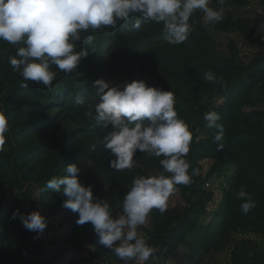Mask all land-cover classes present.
<instances>
[{
	"label": "trees",
	"instance_id": "1",
	"mask_svg": "<svg viewBox=\"0 0 264 264\" xmlns=\"http://www.w3.org/2000/svg\"><path fill=\"white\" fill-rule=\"evenodd\" d=\"M210 7H223L224 20L205 25L198 10L190 19L193 33L180 45L168 44L163 25L155 22L142 23L141 30H129L131 20L115 29L104 28L93 34L92 46L84 33L78 45L88 51L87 58L76 73L57 70L51 89L25 81L14 71L8 60L16 46L0 41V108L9 118L5 150L0 152V264H97V259L124 264L99 244L90 223L77 224L78 213L63 207L67 197L46 185L53 176L68 175L66 168L76 164L82 169L81 183L92 186L94 196L107 200L117 215L136 175L163 171L159 164L163 157L139 151L134 158L140 167L124 171L110 167L114 157L103 141L111 126L104 129L102 122L85 113L93 106L96 114L99 99L94 82L112 78L144 80L150 87L172 91L179 116L193 132L186 159L189 171L196 169L199 174L191 184L178 186L180 203L164 214L153 210L151 226L138 231L146 233L158 254L186 248L189 255L176 264H204L224 251L229 254L226 262L217 260V264H264V51L246 62L237 43L229 42L222 52L216 42L215 35L234 31L245 40L255 39L257 22L247 13L251 0H225L223 5L211 0ZM261 18L264 23V3ZM260 43L264 48V40ZM208 71L216 75L214 82L205 80ZM210 111L221 117L222 141L213 140L218 130L206 127L203 120ZM205 161L210 164L204 174ZM222 176L228 177L223 199L205 222L215 196L206 183ZM241 186L256 202L247 214L240 208L243 201L235 198ZM37 194L49 212V225L34 238L36 233L25 228L19 215L13 219V213L29 214L23 206L32 204ZM63 214L61 227L68 224L65 232L50 224ZM239 233L243 236L235 238Z\"/></svg>",
	"mask_w": 264,
	"mask_h": 264
},
{
	"label": "clouds",
	"instance_id": "2",
	"mask_svg": "<svg viewBox=\"0 0 264 264\" xmlns=\"http://www.w3.org/2000/svg\"><path fill=\"white\" fill-rule=\"evenodd\" d=\"M223 5L225 0H218ZM210 0H0V41L16 46V53L8 63L25 81L43 84L51 89L57 70L65 74L76 73L88 51L79 48L84 33L92 46L93 35L104 28L115 29L122 22L129 30H141L142 23L162 24L166 42L180 45L189 40L194 29L190 19L198 10L205 25L214 26L225 18V9L209 6ZM135 18L133 19V17ZM79 48V50H77ZM205 80L214 82L212 71ZM27 87V84L23 85ZM95 97L99 102L85 113L102 122L101 127L111 131L104 137V147L114 157L110 167L115 171L140 167L137 151L156 157L163 171L158 174L136 175L123 197L122 211H115L107 200L93 194L92 186L79 179L82 169L76 164L66 168L68 175L53 176L47 187L67 199L63 207L78 213V225L90 223L99 236V244L110 249L124 264H146L156 253L142 233L153 210L164 214L179 185H189L198 170L192 169L186 159L193 141L190 125L182 119L176 108L172 91L148 86L144 80H127L117 85L98 79L94 82ZM85 100L78 103L84 104ZM216 111L205 112L206 127L217 129L214 141H222L224 127ZM9 131V118L0 108V152L5 150V134ZM223 148V144L218 145ZM235 198L243 201L241 211L247 214L256 202L241 186ZM121 206L117 204V208ZM20 216L25 228L39 238L47 227V218L40 211ZM63 230V228H62Z\"/></svg>",
	"mask_w": 264,
	"mask_h": 264
},
{
	"label": "rangeland",
	"instance_id": "3",
	"mask_svg": "<svg viewBox=\"0 0 264 264\" xmlns=\"http://www.w3.org/2000/svg\"><path fill=\"white\" fill-rule=\"evenodd\" d=\"M211 1V0H210ZM231 2V0H227ZM263 3L264 0H251V11L248 9L247 13L251 16H255L256 22H257V27H258V33L257 36L255 37L256 41L259 40L260 42L264 40V23L262 21V9H263ZM210 6V4H209ZM247 9V8H246ZM245 9V10H246ZM217 45L220 47L221 51L224 52L227 44L229 42H235L239 45L240 47V54L241 57L243 58L244 61L249 62L252 60L255 56L260 55L263 53L264 48L261 45L260 42L255 43L254 40H245L242 38L238 32H231L230 34H217L215 35ZM131 82L127 78H112L109 81L119 85L124 81ZM210 162L205 161L203 162L204 165V174L208 171ZM228 182V177L222 176L220 179L219 177H214L209 180L208 183H206V187L211 189L215 196L214 199L209 203L208 205V210L209 215H207L203 221L207 222L211 217H212V212L214 210L219 209L221 201L223 199V187L226 186ZM182 201V198L180 197L179 191L171 198L169 207H173L174 205L180 203ZM61 222L63 223L64 219V214L61 215ZM145 227H150L151 226V217H149L148 222ZM63 228V230H62ZM68 229V224L61 227V232H65ZM143 235V237L147 241V235L146 233L141 230L140 231ZM243 236L242 233H239L235 235V238H241ZM189 255V252L186 248L179 247L177 251L171 252L168 255L166 254H158L157 252L154 254L152 258H150L149 261L146 262V264H176L178 261L185 259ZM228 251H224L220 254H217L216 258L211 261L208 260L204 264H217L215 261L219 260L222 261V263H225L227 258H228ZM135 263V262H134Z\"/></svg>",
	"mask_w": 264,
	"mask_h": 264
},
{
	"label": "built area",
	"instance_id": "4",
	"mask_svg": "<svg viewBox=\"0 0 264 264\" xmlns=\"http://www.w3.org/2000/svg\"><path fill=\"white\" fill-rule=\"evenodd\" d=\"M263 110H264V106H263ZM24 212L25 213H31L33 211H40L42 215H44L46 218H48L49 212L40 204L39 201V195L37 194V197H35L34 202L31 203H27L23 206ZM50 224L52 227L58 229L61 231V216L58 215L54 218L51 219ZM49 225V222L47 220V226ZM95 262H97V264H108L106 261L102 260V259H97L95 260ZM135 264V263H134Z\"/></svg>",
	"mask_w": 264,
	"mask_h": 264
}]
</instances>
